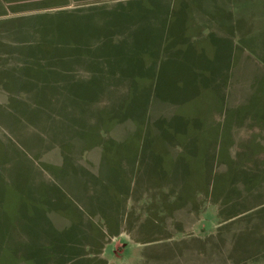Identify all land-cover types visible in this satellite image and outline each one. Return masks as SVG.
<instances>
[{"label": "rangeland", "instance_id": "rangeland-1", "mask_svg": "<svg viewBox=\"0 0 264 264\" xmlns=\"http://www.w3.org/2000/svg\"><path fill=\"white\" fill-rule=\"evenodd\" d=\"M135 4L0 20V264L96 257L112 231L119 250L148 229L174 237L147 255L209 260V153L264 121V29L192 40Z\"/></svg>", "mask_w": 264, "mask_h": 264}, {"label": "crops", "instance_id": "crops-1", "mask_svg": "<svg viewBox=\"0 0 264 264\" xmlns=\"http://www.w3.org/2000/svg\"><path fill=\"white\" fill-rule=\"evenodd\" d=\"M86 1L0 0V20H5L2 18H8L9 15L19 14L71 13L74 3L82 6L81 4ZM129 2L136 3V8L144 7V10H139L143 13L154 12L163 15V25L160 28L167 32L172 27L178 30L179 35H182L185 30H195L197 34L192 33L188 37L192 40L202 37L206 33L203 31H208L209 38L212 37L213 26L218 29L227 27L238 29L242 38L247 36V31L257 29L256 22H259V26L264 29V0H151L149 2L129 0ZM131 13L134 11L132 10ZM186 15H189L188 19ZM185 20L188 24H185ZM213 39L216 43L231 45L226 40L231 39V36L228 38L225 32ZM258 127L255 131L249 130L247 136L241 139L247 143L246 146L241 147L243 151L240 148L241 145H237L232 152L227 145L221 144L222 140H226L227 135L223 139L219 137L216 140L215 158L212 157L213 152L209 153V260L207 262H185L184 246L178 244L177 248H172L171 258L151 251L147 255L145 252L147 249L151 250L155 245H168L166 244L168 239L174 237L148 229L135 235V237L146 239L145 242L135 241L136 244L132 246L124 242L121 243L119 250L118 238L126 231H112L109 236L112 235L111 240L116 241L107 243L96 257H92L93 255H90L92 253L76 254L60 264H264L263 119ZM252 140L256 142V146L249 143ZM222 150L226 156L222 154ZM242 152H245L244 155H240ZM218 161L219 165H217ZM148 218L152 217L144 215V220L147 221ZM102 219L101 221L106 220V218ZM149 222L156 221L149 220ZM155 237L160 239L154 240Z\"/></svg>", "mask_w": 264, "mask_h": 264}]
</instances>
